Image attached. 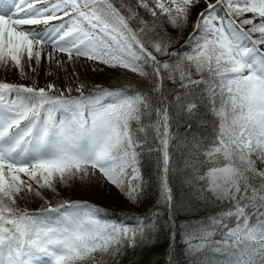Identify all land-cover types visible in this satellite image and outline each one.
<instances>
[{"label":"snow or ice","instance_id":"6c2138e0","mask_svg":"<svg viewBox=\"0 0 264 264\" xmlns=\"http://www.w3.org/2000/svg\"><path fill=\"white\" fill-rule=\"evenodd\" d=\"M153 3L155 7L147 0H121L118 8L113 0H0V65L5 68L11 64L24 74L23 58L39 65L37 46L49 45L67 57L57 59V67L84 58L127 69L153 84L149 91L97 86L88 95L80 84L79 95L71 96L65 95L71 88L57 90L54 84L36 88L0 82V264H96V253L114 257L151 240L159 229L158 210L137 217L134 225H109L101 220V210L86 202L63 201L53 207L46 201L40 212L17 206L25 189L36 196H41L38 189L56 192L57 182L66 184L95 170L135 203L144 184L125 186V178L138 179L145 146L161 154L159 202L174 223L167 179L169 107L163 93L153 95L165 78L184 89L178 101L181 95L193 97L181 101L189 112L197 106L198 92L201 99L209 93L213 105L219 96V108H212L221 117L219 129L207 144H194V162L208 164V170L201 174L193 167L189 182L205 181L197 196L226 202L227 208L185 231L189 254L203 252L193 264H264V169L257 167V162L264 164V0ZM201 3L207 6L197 14L189 36L191 52H169L172 41L162 34V25L182 28ZM137 8L154 19L145 20ZM54 20L62 22L51 24ZM41 24L43 29L24 27ZM193 66L200 79H193ZM217 233L219 239H208ZM194 238L200 243L192 244Z\"/></svg>","mask_w":264,"mask_h":264},{"label":"trees","instance_id":"16d2710c","mask_svg":"<svg viewBox=\"0 0 264 264\" xmlns=\"http://www.w3.org/2000/svg\"><path fill=\"white\" fill-rule=\"evenodd\" d=\"M113 2L118 8L121 6V0H113ZM123 2L125 4H135L136 0H123ZM209 2L215 4L216 0H209ZM206 6V4L201 3L194 7L188 22L182 28H174L167 23L162 25V34L172 41L169 52L181 54L191 52L189 36L193 33L197 14ZM199 7L203 9L200 10L198 9ZM137 11L149 22L154 19L144 8H137ZM156 11L159 13V10ZM251 15V13L246 14L247 17H251ZM234 19L239 22L241 18L236 17ZM244 27L247 28L249 26L245 25ZM25 59L23 58L22 60L24 74H21L11 64L7 68L0 65V82L36 88H46L47 85L54 84L57 90L71 88V93L65 91V95L71 96L79 95L76 88L80 84L85 85V95L96 91L97 86L104 89H118L132 85L133 89L142 91H149L153 87L149 78L142 77L123 68H109L101 64L105 67L102 71L96 67L98 69L94 71L86 69L79 72L76 69L74 70L72 66H67L61 74H57L55 71L54 73L51 72L47 64H45V68H49V71L48 69L42 70L38 66L33 71L25 63ZM158 59L162 61L175 60L177 57L158 56ZM84 66L83 68H86L87 65ZM147 71H152L151 65L148 66ZM191 71L193 72V79H200V76L195 74L194 66ZM203 75L207 77V72H204ZM200 87L203 89L205 85L202 84ZM183 92L184 89L180 87L179 82L173 83L165 78L161 81L160 92L153 93L156 97L163 93L164 97H167L165 104L169 107L170 171L167 179L174 201V208L171 212L174 223L168 221V208L159 202L162 172L158 166L160 163L158 158L161 154L154 150L149 151L148 146L144 147L139 163L140 181L138 183L142 182L144 184V193L135 203L128 198L104 199L90 195V193L87 194L84 190L85 185H81L83 188L76 186L73 177L68 180V184L57 182L56 192L50 189H38L41 192V196H36L33 192H29V202L25 204L17 202V206L21 209H27L29 212H40L48 206V203L54 207L63 201L86 202L100 209L101 220L109 225H134L137 217L151 216L154 210L162 213L157 221L159 229L153 234L151 240L145 241L135 248L128 247L114 257L96 253V264H113V261L114 264H193L197 256L202 258L203 252L189 254L185 231L195 230L201 222L206 223L210 217L216 216L225 210L227 203L216 201L214 198L205 201L202 197H198L199 187L205 181L197 180L192 183L189 181L192 179L193 167L197 168L201 174L206 173L208 170V164L201 167L194 162L193 156L197 151L194 144L196 141H202L207 144L215 134L214 129H219L221 117L215 115L212 111L214 106L219 108V96H216V104L213 105L209 98V93H204V98L201 99L198 92L195 96L197 106L189 112L181 101H187L193 97L181 95L180 101L176 99ZM50 94L58 95L59 93L57 91ZM228 124H230V120L226 122V127ZM149 144H153V142L150 140ZM199 156L201 159L205 158L203 151H199ZM257 167L264 169V165L259 162H257ZM32 183L35 188V183ZM256 183H259V180ZM85 193L88 196H84L83 194ZM209 195L211 194L209 193ZM172 233H175V240L172 239ZM219 238L217 233L208 239L215 240ZM196 240L199 239L194 238L192 241L195 242ZM204 251H207V249Z\"/></svg>","mask_w":264,"mask_h":264},{"label":"rangeland","instance_id":"374dc122","mask_svg":"<svg viewBox=\"0 0 264 264\" xmlns=\"http://www.w3.org/2000/svg\"><path fill=\"white\" fill-rule=\"evenodd\" d=\"M147 2L149 3L150 7H155L153 0H147ZM36 7H41L40 4H36ZM198 9L202 10V7H199ZM159 10V9H156ZM221 15H224V12L221 11L220 12ZM65 20H67V17H65ZM62 21L59 20H54L51 21V24H59ZM24 27H34V28H38V29H43L45 27V25H35V26H24ZM37 49L41 50V60L39 65L36 64L35 60L31 61L30 64L27 60V57L25 56V63L28 65V67H30V69L35 68V67H40V69H48L50 68V71L57 74H61V72L64 71L65 67H73V69L78 70L79 72H82V70H88L90 69L91 71H94L95 69H100L101 71L105 69V67L101 64H99L98 62L95 61H87L84 58H79L76 59L74 61H68L66 63L63 64V67H57L56 65V60H63V61H67V57L65 54L63 53H59V52H52V49L49 45H44L42 48L41 46H37ZM49 53L52 54L51 59L49 58ZM77 62V63H76ZM73 63V64H72ZM45 64L49 65V68H45ZM84 65H87L86 68ZM98 67V68H96ZM70 72V71H69ZM255 159V157H253ZM261 164V163H260ZM264 165V164H262ZM26 180L28 179V177H26ZM23 174H21V179L25 180ZM25 180V181H26ZM72 181V180H70ZM140 181V175L138 177V179L136 181H130V177H126L125 178V186H127V184L129 182L132 183H138ZM74 182L76 183V186H79L81 188H83V186L81 185H85L84 186V190L88 193H90V195L93 196H98V197H102L104 199H127V195L125 194L124 191H122L120 188H117L114 184L110 183L100 172L99 170H95V172L90 171L88 175H77L74 177ZM68 184V183H67ZM75 187V186H73ZM84 196H88L85 194H83ZM83 196V197H84ZM17 202L20 203H28L29 202V192L25 189L24 191H22L20 193V196L17 198ZM192 244H198L200 243V239L194 241H191ZM187 247H188V243H186ZM189 248V247H188ZM195 253V252H194Z\"/></svg>","mask_w":264,"mask_h":264}]
</instances>
